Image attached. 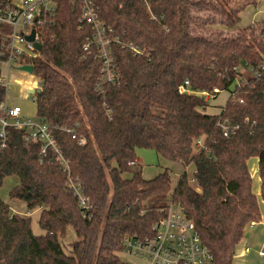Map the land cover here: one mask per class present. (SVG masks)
<instances>
[{
  "label": "trees",
  "instance_id": "obj_1",
  "mask_svg": "<svg viewBox=\"0 0 264 264\" xmlns=\"http://www.w3.org/2000/svg\"><path fill=\"white\" fill-rule=\"evenodd\" d=\"M229 1L96 0L100 18L144 52L116 47L119 79L100 84L101 63L83 51L91 32L79 26L75 0H57L55 26L45 30L34 62L42 82L36 112L54 126L90 210L79 206L66 173L40 164L38 148L27 150L22 133H11L9 148L0 151V189L17 177L9 197L40 210L45 234L36 236L31 218L0 198V264H131L121 261L124 239L150 236L171 203L194 223L215 264H234L246 234L262 220L249 163L258 159L264 201V78L237 89L236 102L228 100L218 115L206 113L202 98L180 92L186 81L193 91H226L237 66L264 63V22L259 32L240 29L244 4ZM195 10L220 15L219 24L237 34L197 32ZM220 118L240 129L224 137ZM64 129H75L86 144ZM142 149L185 167L174 189L169 170L143 178ZM70 227L77 240L67 253L62 240Z\"/></svg>",
  "mask_w": 264,
  "mask_h": 264
},
{
  "label": "built area",
  "instance_id": "obj_2",
  "mask_svg": "<svg viewBox=\"0 0 264 264\" xmlns=\"http://www.w3.org/2000/svg\"><path fill=\"white\" fill-rule=\"evenodd\" d=\"M148 4V0H142ZM78 8V24L83 30H90L91 37L84 45L83 51L89 56L94 54L101 63L100 84H114L119 79L117 73V58L114 49L126 48L134 56H142L144 52L131 42H123L114 29L99 16L96 0H75ZM57 18V0H0V151L9 148L11 133L21 132L27 150L37 147L39 163L55 165L68 175V186L78 199L79 206L87 213L90 202L80 185L71 176L70 161L64 156L53 131L52 123L41 119L37 112L30 116L17 103L21 98L11 92L13 82L25 86L17 79L18 74L36 75L34 62L40 57L43 49L45 30L53 28ZM34 33V40L29 37ZM37 45H41L39 50ZM33 67L30 73L24 67ZM264 78V63L251 66L248 63L235 68V78L228 90L234 102L236 90L239 88L252 89L253 82ZM42 82L27 87L25 93L32 96L31 102L36 106V93L41 90ZM98 92H103L98 86ZM183 94L194 95L209 103L220 95L223 90L214 88L213 91H193L189 81L180 87ZM25 95V94H24ZM242 103V101H241ZM217 127L221 128L224 137L235 135L239 125H232L228 120L220 118ZM78 145L86 144V139L77 134L75 129L67 130ZM193 175V174H192ZM196 184L193 176L189 179ZM166 215L153 227L152 234L145 238L126 237L124 239V255L135 259L132 264H215L214 256L201 240L194 223L186 213L170 204ZM246 254L250 248H245ZM259 255L264 257V252Z\"/></svg>",
  "mask_w": 264,
  "mask_h": 264
},
{
  "label": "rangeland",
  "instance_id": "obj_3",
  "mask_svg": "<svg viewBox=\"0 0 264 264\" xmlns=\"http://www.w3.org/2000/svg\"><path fill=\"white\" fill-rule=\"evenodd\" d=\"M230 5L233 7H240V5L244 4L243 11L241 13V23H240V29H248L250 27L255 28L257 32H259L263 27V21H264V0H230ZM256 2V4H255ZM193 14L198 17V23L196 26H194L195 30L197 32H208V34H220L223 36H233L235 33L237 34V31H230L228 28L221 26L219 23L222 22V18L220 15L214 14L212 11H192ZM212 19L215 23L214 25H211ZM210 21V22H209ZM212 26V27H211ZM264 38V35L262 36ZM17 79L21 82L25 88L20 86L17 82H13L11 85V92L15 95L26 98V99H18L17 103L22 107L24 112L30 116H33L36 113V106L31 102L32 96H27L25 93V89L31 85L40 84L41 79L37 75H23L18 74ZM25 94V95H24ZM229 91H223L220 95H218L215 99L211 100L208 105V111H206L207 114H213L218 115L222 112V109L226 106L227 101L230 97ZM140 169L142 171L143 178L146 180H152L155 177H157L159 174L163 173L165 170H169L171 181H172V189H174L179 180L180 177L185 172V167L179 163H173L168 162L166 160H163L161 157H159L154 151L151 150H138L137 154ZM255 166V173H251L254 186L255 184L258 186V200L261 205V210L264 212V201L261 196V190H260V180H259V171H258V164L256 163V160H252L250 163V170L251 167ZM193 169V165L189 166L187 168L188 177L191 178L194 175V172L191 174ZM251 172V171H250ZM129 178V176H126ZM256 181V182H255ZM18 178L12 177L8 179L5 183V185L0 189V198L8 203L13 211H18L20 215L31 218V225H32V231L36 236L44 235L45 232L41 228L40 225V210H33L29 211L23 203L17 200H12L9 197V193L12 191L15 186L18 185ZM193 188L197 189V185H194L190 182ZM257 195V194H256ZM264 221V219H263ZM257 227L256 229H259ZM262 236V235H261ZM77 240V236L74 232V230L70 227L67 230V236L65 239L62 240V243L64 244V250L68 253L69 246L71 243L75 242ZM247 240V239H246ZM249 241V240H247ZM67 247H66V246ZM248 245V244H247ZM249 246V245H248ZM250 247V246H249ZM252 252H254V248L250 247ZM121 261L123 263H135V259L128 257L127 255H124L123 253L120 255ZM239 259V258H238ZM237 259V262L239 260Z\"/></svg>",
  "mask_w": 264,
  "mask_h": 264
},
{
  "label": "crops",
  "instance_id": "obj_4",
  "mask_svg": "<svg viewBox=\"0 0 264 264\" xmlns=\"http://www.w3.org/2000/svg\"><path fill=\"white\" fill-rule=\"evenodd\" d=\"M255 4H256V2H255ZM240 19H241V14H240ZM240 23H239V27H240ZM254 160H256V163L258 164V159H254ZM251 161H250V163H251ZM250 163H249V165H250ZM191 170H192L191 174L193 172H195L194 166H193V169L191 168ZM250 171H251V173H255V171H256L255 166H252ZM259 180H260V178H259ZM253 189H254V193L257 194V196H258V186L256 184L254 186V183H253ZM260 190H261V182H260ZM261 209L262 208L260 205V210ZM261 215H262L261 222L259 224H257L256 226H254L249 231L250 236L247 239L249 241H247L245 238V240L242 242L240 248L238 249L237 254L235 256L234 264H264V257H261L259 255L260 252H262V251L264 252V221H263L264 212H263V210H261ZM259 226H260V228L256 229ZM247 244L250 247H253L255 249L254 252H252L251 248ZM245 248H250L251 252L246 254L244 252ZM237 259L239 260V262H237Z\"/></svg>",
  "mask_w": 264,
  "mask_h": 264
},
{
  "label": "water",
  "instance_id": "obj_5",
  "mask_svg": "<svg viewBox=\"0 0 264 264\" xmlns=\"http://www.w3.org/2000/svg\"><path fill=\"white\" fill-rule=\"evenodd\" d=\"M29 40H30V41H33V40H34V33L32 34L31 37H29ZM37 48H38L39 50H41V49H42V46H41V45H37ZM23 70H26V71L32 73V72H33V67H31V66H29V67H24ZM40 92H41V90H37L36 92H34V91H30V94H31V95H33V94H35V93H36V94H39ZM249 236H250V233L248 232V233L246 234L245 238L248 239Z\"/></svg>",
  "mask_w": 264,
  "mask_h": 264
}]
</instances>
